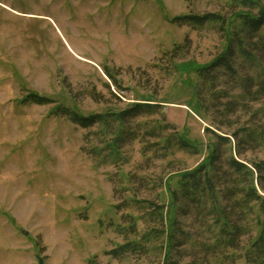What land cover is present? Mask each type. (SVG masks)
<instances>
[{
  "label": "rangeland",
  "instance_id": "obj_1",
  "mask_svg": "<svg viewBox=\"0 0 264 264\" xmlns=\"http://www.w3.org/2000/svg\"><path fill=\"white\" fill-rule=\"evenodd\" d=\"M239 10L257 12L239 0H0V264H161L165 236L144 239L151 227L166 228L145 217L159 203L167 226L176 212V227L198 242L210 238L202 226L209 217L174 201L180 175L206 162L215 144L220 167L231 154L264 158V143L242 136L252 125L264 130V114L252 117L264 97L228 107L240 90L226 75L216 83L220 96L202 95L200 104L196 94V69L227 46ZM208 13L224 18L225 30L176 19ZM232 59L252 76L238 53ZM28 93L52 102L25 103ZM136 102L157 105L127 117L117 146L116 120L82 127L52 114L58 104L91 115ZM174 132L197 149L173 144L166 154L163 137ZM217 134L230 137L231 149ZM126 240L149 248L109 253ZM176 247L171 257L181 264L204 259L191 242Z\"/></svg>",
  "mask_w": 264,
  "mask_h": 264
},
{
  "label": "trees",
  "instance_id": "obj_2",
  "mask_svg": "<svg viewBox=\"0 0 264 264\" xmlns=\"http://www.w3.org/2000/svg\"><path fill=\"white\" fill-rule=\"evenodd\" d=\"M239 3L249 8H257V12L237 11L234 20L231 21L234 26L232 25L229 33L227 46L211 62L196 69L198 79L200 78V83L196 87L200 104L204 100L202 95L213 99L215 96L223 94V92L215 90L218 78L222 75L228 76L240 90L236 98L229 101L228 107L238 102V98L255 102L264 97V2L263 0H239ZM176 19L180 24L184 22L193 26L218 22L221 29L225 30L223 27L226 23L225 19L215 13L200 16L187 14ZM237 53L242 58L241 62L252 66V76L240 73L234 65L232 56ZM106 74L108 77L112 76L108 71ZM24 102L47 104L52 102V99L36 93H28L24 97ZM156 105L155 103L136 102L128 109L109 111L104 114L81 115L68 106L58 104L52 110V114L66 117L82 127H90L98 123L107 128L110 120H116L120 128L113 139L116 144L123 132V125L127 117L138 116L139 112L149 111ZM258 112L264 114V108L254 110L252 117L256 116ZM242 132H244L243 140L252 142L253 146L264 143L262 128L252 125L251 128H243ZM217 136L230 145V137L219 134ZM163 140L162 147L166 150V154L172 149L173 144L178 150L193 151L197 149L194 144L177 132L163 137ZM238 147L239 141L234 144L235 153ZM229 149H231V145ZM219 152V148L215 144L206 162L180 175L179 189L173 192L175 202L177 197L181 198L185 202L184 206L194 207L200 211L204 219L206 215L209 217L202 223L204 232L210 234L209 239L198 242L192 239L191 233L176 227V212L170 220V225L167 226V217L164 214L162 203L147 207L148 211L145 213L147 220H157L161 225L165 224L166 226L164 230L151 227L144 237L149 240L153 237L165 236L167 244L161 264H181L172 259L171 251L173 248H177L176 246L184 244L185 241L203 249L204 259L197 264L208 263L205 261L207 257H213L215 264H237L240 259H243L246 264H264V158L247 162L237 159L231 154L225 160V167H220L216 165L220 158ZM130 200L132 201V199ZM176 209L178 210V207ZM126 231L128 234L135 232V222L132 221V218L128 221ZM177 232L180 233L179 240ZM245 235H248V239L242 244L241 237ZM145 248L149 247L126 240L125 243L109 253L119 255L126 251H140Z\"/></svg>",
  "mask_w": 264,
  "mask_h": 264
},
{
  "label": "water",
  "instance_id": "obj_3",
  "mask_svg": "<svg viewBox=\"0 0 264 264\" xmlns=\"http://www.w3.org/2000/svg\"><path fill=\"white\" fill-rule=\"evenodd\" d=\"M38 264H44L42 258H38Z\"/></svg>",
  "mask_w": 264,
  "mask_h": 264
}]
</instances>
